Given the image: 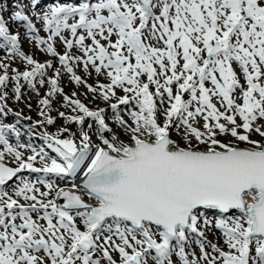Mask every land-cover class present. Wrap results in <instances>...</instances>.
Returning a JSON list of instances; mask_svg holds the SVG:
<instances>
[{"label":"rangeland","instance_id":"1","mask_svg":"<svg viewBox=\"0 0 264 264\" xmlns=\"http://www.w3.org/2000/svg\"><path fill=\"white\" fill-rule=\"evenodd\" d=\"M38 1L0 0V162L18 168L10 181L0 168V215L18 221L0 224V264H129L135 255L141 264H239L243 254L264 264L258 238L233 212L200 211L192 231L168 242L151 226L99 217L95 229L86 214L58 206L94 201L83 189L78 197L59 190L77 180L71 164L78 169L99 147L119 154L166 134L173 148H264V0L246 8L256 28L235 13L232 38L210 34L228 0H203L196 12L198 0H46L47 14ZM197 57L208 58L206 72ZM257 84L263 92L254 96Z\"/></svg>","mask_w":264,"mask_h":264},{"label":"water","instance_id":"2","mask_svg":"<svg viewBox=\"0 0 264 264\" xmlns=\"http://www.w3.org/2000/svg\"><path fill=\"white\" fill-rule=\"evenodd\" d=\"M167 145L162 139L139 141L123 157L99 151L81 181L99 203H82L83 208L136 228L151 224L170 237L187 227L195 209L233 210L249 219V232L261 237L264 251V149L198 151Z\"/></svg>","mask_w":264,"mask_h":264},{"label":"bare ground","instance_id":"3","mask_svg":"<svg viewBox=\"0 0 264 264\" xmlns=\"http://www.w3.org/2000/svg\"><path fill=\"white\" fill-rule=\"evenodd\" d=\"M30 1V0H29ZM46 0H41V1H38V4H35L34 6H36V7H38V6H42L43 7V9H44V11H43V13L42 14H47V13H52V11L51 10H53V8L52 7H50V6H48V5H44V4H42L43 2H45ZM71 2H72V0H70ZM208 1H211V2H213V4H216L218 1H220V0H207V2ZM262 1L263 0H228V2H229V4H227V5H225V4H222L221 5V7L223 8V12L227 15L224 19L225 20H223V21H221V19H219L218 17H217V19H218V21H219V23H220V26H219V28L220 29H217V27L215 28V25H214V27L213 28H215V30L212 32V33H210V34H213V35H215V36H225L226 38H232V36H233V34L237 31L236 29H234V28H230V27H228L227 26V24H229V21L232 19V18H234L235 16V13L237 14V11H238V14L240 15V17H241V19L243 20V24L245 25V28H247V29H250L251 27H253V28H256L257 27V23H256V19H258V17L255 15V13H251V12H249L248 11V9H246V8H248V7H250V6H253L255 3H262ZM28 2V1H27ZM69 3V2H68ZM78 3H80V2H78ZM94 3V2H93ZM55 4H57V5H60V2L59 3H55ZM110 4V3H109ZM155 4V3H154ZM68 5V4H67ZM91 5V4H90ZM148 5V4H147ZM196 6L193 8V11L194 12H196V11H203L204 10V1L203 0H198L197 2H196V4H195ZM62 6H64V5H62ZM106 6V5H105ZM129 6V5H128ZM237 6H238V9H237ZM256 6V5H255ZM110 7V6H109ZM41 8V7H40ZM67 8V7H66ZM42 9V10H43ZM126 11H128L129 10V14H131V15H133L134 16V18H137V10H135V9H132V8H124ZM146 9V8H145ZM253 9V8H252ZM55 10H57V11H60L59 9H55ZM147 10V9H146ZM66 11V10H65ZM76 11V10H75ZM251 11V10H250ZM54 12V11H53ZM216 12V10L214 9L213 10V12L210 14V15H213V17L214 18H216L215 17V15H214V13ZM222 12V13H223ZM253 12V11H252ZM73 13V12H72ZM75 13V12H74ZM138 14H140V13H138ZM143 14V13H142ZM52 15V14H51ZM62 15V14H61ZM43 16V15H42ZM74 15H71V17H73ZM217 16V15H216ZM49 17V16H48ZM260 17V16H259ZM143 18V17H142ZM141 18V19H142ZM194 20V19H193ZM192 20V21H193ZM206 20V19H205ZM259 21V20H258ZM147 22V21H146ZM259 23V22H258ZM177 27H179L180 25H176ZM82 27V26H81ZM91 28V27H90ZM65 32V31H64ZM182 32V31H181ZM208 32V31H207ZM77 33V32H76ZM75 33V34H76ZM81 33V32H80ZM184 33V32H183ZM262 33H264V29L262 30ZM74 34V33H73ZM84 34V33H83ZM70 35V34H69ZM236 35V34H235ZM76 36V35H75ZM70 38H71V36H69ZM256 37H260V36H256ZM70 40V39H69ZM72 44V43H71ZM123 44V43H122ZM122 44H121V46H122ZM229 47V49H231L233 46L232 45H229L228 46ZM71 48V47H70ZM91 49V48H90ZM93 49V48H92ZM107 52V51H106ZM158 52V50H155L154 48H150V53L151 54H153V53H157ZM101 53V52H100ZM115 52H108L107 54H105V57L104 56H98L100 59H107L108 57H107V55H110V56H112V54H114ZM120 53V52H119ZM118 55V54H117ZM189 55V54H188ZM94 56V55H93ZM90 57H92L91 55H90ZM113 57V56H112ZM149 59H151V58H149ZM112 60V59H111ZM211 60V59H210ZM94 61V60H93ZM197 61L199 62V63H204V65H205V72H206V66H207V63H208V58H200V57H197ZM110 62V61H109ZM117 62L120 64V61L119 60H117ZM114 64V63H113ZM95 65V64H94ZM106 65H104V67H105ZM110 66V65H109ZM122 66V65H121ZM151 67L152 69H153V71H155V69L153 68V64H148V63H146L145 64V66H143L142 67V69H146V67ZM211 66V65H210ZM98 68V67H97ZM108 68V67H107ZM112 68H113V66H112ZM165 70L167 69V67H163ZM116 70V69H115ZM99 71V70H98ZM168 71V70H167ZM109 72L110 73H112V70L111 69H109ZM108 72V73H109ZM114 72V71H113ZM113 76L115 75V73H113L112 74ZM117 77H118V75H116ZM122 76V75H121ZM104 77V76H103ZM109 77V76H108ZM112 77V76H111ZM123 77H125V76H123ZM150 78H152V77H150ZM113 79V78H112ZM114 81H115V79H114ZM249 81H251V80H249ZM253 81V80H252ZM251 81V82H252ZM131 82V81H130ZM255 82H258V81H255ZM249 87V86H248ZM192 88V87H191ZM190 87H189V90L191 91L192 89H191ZM252 88V87H251ZM256 90H254V96H256V95H258L257 93H261V92H263L262 91V87H260L258 84H257V86H256ZM188 89H186V92H188L189 91ZM243 93L241 94V96L243 97L244 96V93L246 92V91H242ZM250 94V92L249 91H247V95H248V97L250 96L249 95ZM253 96V97H254ZM251 97V96H250ZM254 99V98H253ZM257 100V99H256ZM128 104V103H127ZM125 106V105H124ZM111 107V106H110ZM250 107H248V108H245V109H247V110H249L250 111V109H249ZM115 109V108H114ZM246 111V110H245ZM116 113V112H115ZM243 119H244V121H245V123H247L248 121L247 120H251V119H254L253 121H254V123L255 122H257V120L255 119L256 118V115H253L252 114V116L251 117H246V115L244 114V113H241V115H240ZM213 117H216V116H213ZM168 118V117H167ZM145 119H147V118H145V117H141L140 119H138L137 118V120H141V121H144ZM250 122V121H249ZM184 123H186V122H184ZM253 123V122H252ZM253 123V124H254ZM157 131V130H156ZM257 131V130H256ZM259 133H260V131H258ZM257 132V133H258ZM2 135V134H1ZM208 135H206V137H207ZM134 139V138H133ZM146 139V138H145ZM173 140V139H172ZM250 143H253L251 140H248ZM8 142V141H7ZM6 143V142H5ZM7 144V143H6ZM17 144V143H16ZM6 146V145H5ZM10 146V145H9ZM8 147V146H7ZM5 148V147H4ZM17 148V147H16ZM22 148H23V146H22ZM100 148V147H99ZM175 148V147H174ZM13 149V151H12V153L14 152L15 153V155H17V156H19V154L15 151V149L14 148H12ZM3 151V150H2ZM29 151V150H28ZM96 151H97V149H95L93 152H92V154L90 155V157L87 159V158H85L87 161H83L84 162V165L82 164L77 170H76V173H78V175H77V180H76V182H73V185L70 187V188H67V189H70V190H73V191H76L79 195L81 194V191H80V188L77 186V181L80 179V177H81V175L83 174V172L85 171V169L88 167V165H89V161L91 160V158L93 157V155L96 153ZM22 152V151H21ZM20 152V153H21ZM1 154H2V156L5 158V157H9V155L6 153V151H3V152H1ZM14 157V156H13ZM3 158V159H4ZM19 158V157H18ZM83 158V159H84ZM9 159H10V157H9ZM35 159V158H34ZM11 160V159H10ZM15 163H17V162H15ZM19 163V162H18ZM22 163V162H21ZM28 164V163H27ZM92 165H93V163H92ZM91 165V166H92ZM91 168V167H90ZM32 169V168H31ZM33 170V169H32ZM90 170V169H89ZM29 172V171H28ZM38 174V173H37ZM31 176V175H30ZM63 181V180H62ZM58 183V182H57ZM72 184V183H71ZM57 187V186H56ZM54 190V189H53ZM64 190V189H63ZM62 191V190H61ZM20 210V209H19ZM101 211V210H100ZM14 214V213H13ZM22 214V213H21ZM54 214V213H53ZM10 215V214H9ZM24 216V215H23ZM54 216V215H53ZM85 216V215H84ZM88 218V217H87ZM99 218V217H98ZM6 219H9V221L10 222H13V223H16V222H18V221H16L15 219H14V217L13 218H8L7 217V215H0V224H3L4 222H5V220ZM52 219V218H51ZM90 219V218H89ZM193 221H194V218L193 219H190V223H189V228L188 229H191V227H193ZM89 223V222H88ZM17 224V223H16ZM99 226V225H98ZM32 234H34V233H32ZM30 235V234H29ZM26 236V235H25ZM36 236V235H35ZM28 237V236H27ZM34 237V236H33ZM47 237V236H46ZM49 237V236H48ZM20 238H22V237H20ZM23 239H24V237H23ZM30 239H31V237H30ZM7 244V243H6ZM21 244V243H20ZM34 244V243H33ZM10 245V244H9ZM35 245V247L36 246H38V245H36V244H34ZM13 247V246H12ZM18 247V246H17ZM37 248H39V247H37ZM40 248H41V246H40ZM78 249V248H77ZM91 249V248H90ZM34 250V249H33ZM7 255V254H6ZM69 259V258H68Z\"/></svg>","mask_w":264,"mask_h":264}]
</instances>
